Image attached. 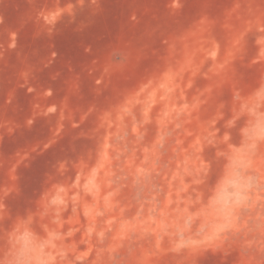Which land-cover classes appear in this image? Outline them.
Returning a JSON list of instances; mask_svg holds the SVG:
<instances>
[{
  "label": "rangeland",
  "instance_id": "rangeland-1",
  "mask_svg": "<svg viewBox=\"0 0 264 264\" xmlns=\"http://www.w3.org/2000/svg\"><path fill=\"white\" fill-rule=\"evenodd\" d=\"M257 110L264 0H0V256L26 222L57 264H264V144L207 206Z\"/></svg>",
  "mask_w": 264,
  "mask_h": 264
},
{
  "label": "clouds",
  "instance_id": "clouds-1",
  "mask_svg": "<svg viewBox=\"0 0 264 264\" xmlns=\"http://www.w3.org/2000/svg\"><path fill=\"white\" fill-rule=\"evenodd\" d=\"M239 151H229L224 158L220 174L212 184L208 196V209L220 217L234 214L250 203L251 193L260 185V178L251 170L250 161L264 144V112L250 114L248 124L240 129ZM200 222L192 212L184 213L173 225L176 251L187 246L191 233ZM7 251L0 256V264H57L53 258L59 244L55 234L41 233L26 222L13 228L7 237Z\"/></svg>",
  "mask_w": 264,
  "mask_h": 264
}]
</instances>
